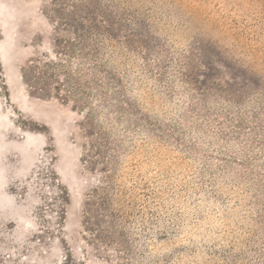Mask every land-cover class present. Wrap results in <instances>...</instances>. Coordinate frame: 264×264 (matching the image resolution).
<instances>
[{
  "label": "rangeland",
  "instance_id": "1",
  "mask_svg": "<svg viewBox=\"0 0 264 264\" xmlns=\"http://www.w3.org/2000/svg\"><path fill=\"white\" fill-rule=\"evenodd\" d=\"M0 264H264V0H0Z\"/></svg>",
  "mask_w": 264,
  "mask_h": 264
},
{
  "label": "trees",
  "instance_id": "2",
  "mask_svg": "<svg viewBox=\"0 0 264 264\" xmlns=\"http://www.w3.org/2000/svg\"><path fill=\"white\" fill-rule=\"evenodd\" d=\"M228 96L232 97V99L228 100L229 103H231V104H239V105L242 104L241 102L239 103V102L235 101L234 100L235 98H234V96H232V94H230ZM203 101H204V103H209V100H207V99L206 100H203ZM94 193L98 195L99 194V191H95Z\"/></svg>",
  "mask_w": 264,
  "mask_h": 264
}]
</instances>
